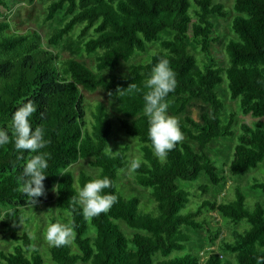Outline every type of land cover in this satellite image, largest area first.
Masks as SVG:
<instances>
[{"label": "trees", "instance_id": "obj_1", "mask_svg": "<svg viewBox=\"0 0 264 264\" xmlns=\"http://www.w3.org/2000/svg\"><path fill=\"white\" fill-rule=\"evenodd\" d=\"M36 1L46 3L45 23L59 15L63 20L46 38V46L37 31H14L3 16L9 0H0V128L9 134V142L0 145V240L15 244L11 251L0 250V264L264 261V199L249 207L236 188L233 201L203 200L194 211L182 213L193 197L189 184L200 176L218 189L226 184L220 174L223 163L218 167L210 154L214 142L234 137L236 114L225 118L224 104L216 93L224 79L229 99L238 102L241 114L259 120L253 126L240 125L229 173L244 177L264 162V0H233L234 37L225 46L226 67L211 58L212 46L218 42L213 37L211 18L227 16L223 5L214 0H28L30 4ZM76 29L77 39L83 41L82 52L95 55L93 69L73 58L61 59L49 50ZM164 33L170 37L160 40ZM155 43L159 50L146 61H132ZM194 47L205 58L201 65ZM160 58H167L176 74L177 86L167 100L183 133V140L164 160L154 155L143 111L144 82ZM123 63L128 64L125 73H114ZM130 83L137 89L116 94L118 87L127 88ZM81 89L90 94L102 91L114 106L118 129L139 143L142 163L133 171L135 184L149 190L154 212L140 211L138 196L124 197L117 190L118 174L129 164V148H122L115 157L107 152L114 122L103 107L97 106L88 127ZM27 99L37 107L30 117L33 130L43 126L49 141L41 150L48 154L45 194L34 206L53 204L58 215L50 217L49 223L62 220L74 224L75 238L66 246H47L46 242L35 247L36 233L30 236L21 228L22 209L31 205L18 191L17 178L27 158L36 153L16 149L11 120ZM193 105L199 106L197 119L192 117ZM82 160L95 172H81L75 178L70 167ZM103 176L112 181L104 193L115 195L117 202L106 213L86 221L72 197L86 182ZM250 187L264 195V182L253 180ZM208 188L202 185L198 189L209 194ZM209 212L218 213L225 223L245 228L234 231L231 241L222 240L218 252L208 249L202 256L187 245L195 241L189 233L201 231L206 246L215 245L220 229L211 228L207 219L198 220ZM120 222L133 232L130 236Z\"/></svg>", "mask_w": 264, "mask_h": 264}, {"label": "rangeland", "instance_id": "obj_2", "mask_svg": "<svg viewBox=\"0 0 264 264\" xmlns=\"http://www.w3.org/2000/svg\"><path fill=\"white\" fill-rule=\"evenodd\" d=\"M215 3L222 4L227 13L226 18L212 17L211 22L213 24V37L218 38V42L212 46L211 58L215 60L218 66L226 67L227 66V53L225 46L228 41L234 37L231 30V23L235 16L233 11V0H214ZM46 3L36 1L32 4L28 0H9V9L3 11V16L6 20L12 25L14 31L25 33L29 31H37L43 37V46H46V38L49 36L50 32L62 24L63 20L60 18V15L51 22L45 23L44 17L46 13ZM78 29H76L68 38L62 41L58 46L50 47L49 50L57 55L61 59L73 58L77 61L83 63L88 68H94V56L95 55H85L82 52V43L77 39ZM169 34H162L160 40L169 38ZM192 45V44H191ZM194 46V45H192ZM194 54L197 59L198 64H202L205 58L202 57L199 50L194 47ZM159 50L158 44H152L148 46L147 52L144 54H136L133 62H144L150 55ZM128 64H121L114 73H125ZM81 92L85 98L86 103V121L88 127H90L91 112H95L98 108L97 106L103 107L110 117L113 120V134L110 139L107 152L109 153V147L112 151H119L124 147L129 148L128 159L129 164L131 160L135 157H140V145L139 143L126 136L118 126L116 122V111L112 102L108 97L102 92L97 91L95 93H87L81 89ZM216 93L219 100L224 104V116L225 118L229 113H235L236 119L233 126L234 137L226 140H219L214 142L211 145L210 154L212 159L215 161L218 167H223L221 170V175L225 178L226 184L222 189L215 188L209 184V182L200 176L196 182L190 183L188 190L192 194L190 198V203L182 211L183 214L188 211H194L199 203L203 200H216L217 203L221 202H230L235 199L236 188L241 190L245 196V204L249 207L253 206L256 202L262 201L264 195L258 191L251 189L253 180L257 182H264V162L260 164L256 169L251 170L246 176L235 178L232 177L228 170V164L231 159L234 146L236 145V137L240 133V125L247 124L253 126L258 119H254L251 116H244L241 114L239 109V104L237 101H230L228 90L226 86V79L216 87ZM192 112V117L197 119V113L199 111V106L193 105L190 107ZM168 113L173 115V108L170 106ZM174 116V115H173ZM129 164L127 167L118 174L117 180V190L122 193L124 197L138 196L141 200L140 211L144 213L154 212V202L150 197L149 190L142 189L135 184L134 173L129 170ZM70 171L73 173L76 178L79 173L85 172L93 174L95 171L90 168L88 161L82 160L70 167ZM209 187V194H202L198 189L199 186ZM4 212V210H3ZM23 221L21 224L22 231L26 232L32 236L34 233L37 237V241H34L35 247H38L41 244H45L46 241V229L49 223L50 217H55L58 215L56 209L53 207V204L45 206L43 204L37 206H29L22 209ZM2 215V214H0ZM207 219L211 228H219L220 236L216 241L215 245L212 247L206 246V237L205 233L201 231L200 233L190 232L189 234L195 238V241H192L190 245H187L188 248L192 249L191 251H198L200 255L203 256L204 251L210 249L218 252V245L222 240L231 241L233 232H240L245 228V225L233 226L231 224L225 223V221L220 217L216 212L203 213L198 220ZM60 221V220H59ZM60 223H64L62 220ZM121 229L127 236H130L133 232L129 230L124 223L120 222ZM26 228V229H25ZM21 230H19V234ZM15 244L12 241L3 242L0 240V250L1 251H11L12 247ZM50 245L47 242V246ZM45 262L47 261L45 252L42 250L40 252Z\"/></svg>", "mask_w": 264, "mask_h": 264}, {"label": "clouds", "instance_id": "obj_3", "mask_svg": "<svg viewBox=\"0 0 264 264\" xmlns=\"http://www.w3.org/2000/svg\"><path fill=\"white\" fill-rule=\"evenodd\" d=\"M176 86V74L170 66V61L167 58H160L144 82L147 91L143 96L145 102L143 111L148 118L149 139L154 155L160 160L166 159L168 153L183 140L178 117L168 113L170 103L167 97L169 93L175 91ZM136 89L137 85L130 83L127 88L118 87L116 94L123 95L125 90L131 92ZM109 95L111 96L112 93ZM36 111L35 103L31 99H27L15 110L11 120L16 149L36 153L27 158L22 174L17 178L18 191L29 198L27 203L32 207L37 203V198L45 194L43 181L47 176L45 170L49 166L48 154L41 151L49 143L45 139V129L43 126H37L33 130L30 123V117ZM40 115L43 117V113ZM8 142V132L0 128V145H5ZM109 154L115 157L119 155V151L114 152L109 147ZM141 163L140 157L133 158L129 164V170L139 169ZM110 187H112L111 179L103 176L91 179L82 188L77 189V194L72 197V201L81 206L82 215L86 221H91L92 218L106 213L117 202L115 195L104 193V190ZM75 235L74 224L71 221L50 223L46 229V240L55 247L71 244ZM257 264H264V261L258 260Z\"/></svg>", "mask_w": 264, "mask_h": 264}]
</instances>
